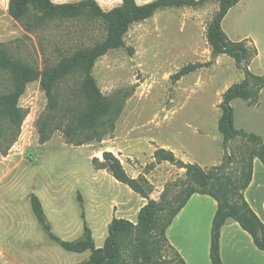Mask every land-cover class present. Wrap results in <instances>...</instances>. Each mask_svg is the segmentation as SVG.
Instances as JSON below:
<instances>
[{
  "label": "rangeland",
  "instance_id": "rangeland-1",
  "mask_svg": "<svg viewBox=\"0 0 264 264\" xmlns=\"http://www.w3.org/2000/svg\"><path fill=\"white\" fill-rule=\"evenodd\" d=\"M8 1L0 0V43L13 58L39 70L105 37L100 18L42 19L29 13L15 20L8 14ZM96 2L107 11L121 0ZM217 9L218 3L210 0L197 7L162 9L132 24L124 46L107 51L93 65L96 84L110 102L108 114L94 128L77 126L84 107L80 72L58 81L52 100L40 89L39 80L27 84L18 105L36 95L38 113L30 146L12 148L18 135L14 118L1 122L0 264H10L27 234L48 238L31 210L32 192L41 200L52 231L72 240L79 237L72 230H82L80 205L88 217L97 209L96 202L100 214L110 211L136 220L149 199L164 204L185 186V168L156 157L157 148L169 149L209 173L220 168L238 173L239 163H230L228 155L245 142L239 136L223 142L217 127L219 106L223 92L244 78L245 65L264 74V0H239L221 21L230 40L241 41L252 55L257 50L242 63L228 54L211 55L206 29ZM197 62L206 65L172 77L182 66ZM10 88L8 74L0 71V93ZM244 102L231 101L234 127L264 132V109H247ZM104 151L112 152L125 172L139 179L147 197L115 180L101 165Z\"/></svg>",
  "mask_w": 264,
  "mask_h": 264
},
{
  "label": "trees",
  "instance_id": "trees-1",
  "mask_svg": "<svg viewBox=\"0 0 264 264\" xmlns=\"http://www.w3.org/2000/svg\"><path fill=\"white\" fill-rule=\"evenodd\" d=\"M210 0H152L138 4L136 0H121L118 6L104 11L96 0L55 3L52 0H9L8 14L15 20L34 13L42 19L77 18L90 15L100 18L106 26L102 41L86 48H81L62 58L52 68L37 69L21 58H13L0 43V71L8 74L11 88L0 93V129L5 118L13 119L15 133L18 134L24 110L18 105L20 96L28 83L39 80L45 96L53 99L54 86L61 79L74 71L82 75L80 92L84 107L77 117V126L81 129L94 128L110 109V102L102 94L92 74L96 59L111 49L124 46V35L129 27L151 17L157 10L165 8L197 7ZM218 9L206 29V40L211 48V55L228 54L237 63H242L253 55L241 41L230 40L221 28V21L229 8L239 0H215ZM205 63H190L182 66L172 77L175 79L205 66ZM264 87V74H255L244 67V78L239 83L230 85L222 94L221 114L217 127L223 142L233 141L237 136L244 139L237 153L230 152L228 161L236 160L239 171L236 175L225 168L216 172H206L198 164L184 162L174 152L157 148L155 156L178 164L185 168L186 182L180 186L178 193L160 204L149 199L138 211L135 222L124 218H112L108 225V235L102 247H95L92 232L87 225L83 206L80 216L83 233L80 237L65 240L52 230L44 212L42 203L35 193H30L31 210L48 237L68 251H90L87 260L78 264H186L166 237V229L171 221L194 193L207 194L217 204L210 230L209 258L211 264H223L220 257V229L228 219L236 221L242 229L250 234L255 246L264 251V223L252 210L244 197V190L252 177L253 158L257 157L264 165V143L253 132L236 129L233 125V108L231 101L240 98L250 105L258 103L259 93ZM102 166L119 182L127 185L136 193L147 197V192L139 179L130 177L122 167L119 159L110 151L103 152ZM228 162V163H229Z\"/></svg>",
  "mask_w": 264,
  "mask_h": 264
},
{
  "label": "crops",
  "instance_id": "crops-1",
  "mask_svg": "<svg viewBox=\"0 0 264 264\" xmlns=\"http://www.w3.org/2000/svg\"><path fill=\"white\" fill-rule=\"evenodd\" d=\"M149 1L152 0L136 2L143 4ZM263 99L264 87L259 93L256 105H250L247 101L244 102V105L247 109L260 111L264 109L262 106ZM241 129L247 130L245 127ZM246 132L258 134L264 143L263 131ZM244 197L252 210L264 223V165L257 157L253 158L252 177L244 190ZM94 205L97 209L93 210L90 217H88L87 211L84 213L87 225L92 232L94 245L97 248L103 246L108 235V225L112 218L136 221L110 211L104 215L100 214V203L95 202ZM216 208V201L211 196L194 193L187 199L166 229V237L169 243L176 249L186 264H211L209 258L210 230ZM77 230L75 228L72 232L75 235L79 234L80 237L83 233V227L81 231ZM24 239V246L18 247L12 253L10 264H78L87 260L90 255L89 250L82 252L65 250L49 237L27 234ZM219 243L220 257L223 264H264V251L258 249L253 243L250 234L232 219H228L221 227Z\"/></svg>",
  "mask_w": 264,
  "mask_h": 264
},
{
  "label": "built area",
  "instance_id": "built-area-1",
  "mask_svg": "<svg viewBox=\"0 0 264 264\" xmlns=\"http://www.w3.org/2000/svg\"><path fill=\"white\" fill-rule=\"evenodd\" d=\"M42 90V88L40 87ZM43 91V90H42ZM44 93V91H43ZM24 110V116L20 124L19 132L12 148L21 150L30 146L35 132L37 118V98L36 95L30 97L25 104L19 105Z\"/></svg>",
  "mask_w": 264,
  "mask_h": 264
}]
</instances>
